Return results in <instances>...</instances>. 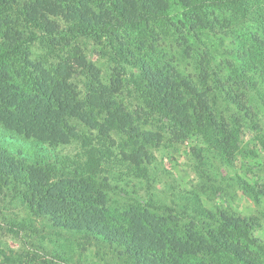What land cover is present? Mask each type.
<instances>
[{"label":"rangeland","instance_id":"rangeland-1","mask_svg":"<svg viewBox=\"0 0 264 264\" xmlns=\"http://www.w3.org/2000/svg\"><path fill=\"white\" fill-rule=\"evenodd\" d=\"M241 1L244 12L213 9L211 15L219 21L215 30L203 32L200 42L185 32L187 47L172 33L162 36L160 29L143 42L136 33L121 31L120 39L131 56L129 65L116 63L109 49L91 38L72 40L71 46L80 47L95 68L94 76L80 72L73 78L84 100L92 83L110 85L115 69L121 70L122 88L115 99L127 125L109 132L112 142L106 144L100 125L72 123L96 141L104 156L98 180L114 216L121 219L138 207L169 218L179 231L217 225L194 212L195 202L200 201L214 219L222 211L231 222L245 220L253 244L237 241L236 248L242 258L264 264V199L256 203L250 193V187L264 192V0ZM47 51L48 40L40 34L28 50L32 65L25 70L36 74L34 67L40 64L50 69L57 60L47 61ZM22 68L19 63L17 69ZM143 68L154 80H187L206 96L215 113L238 133L241 154L233 165L207 150L200 137L177 139L171 122L147 110L132 83ZM130 133L149 140L146 155L137 154L139 167L124 157L122 143ZM84 149L77 140L50 147L0 127V264H159L154 253L143 249L151 245L138 236L107 238L61 225L24 200L28 188L23 177L5 172L8 158L25 170L41 167L56 182L78 174Z\"/></svg>","mask_w":264,"mask_h":264},{"label":"trees","instance_id":"trees-1","mask_svg":"<svg viewBox=\"0 0 264 264\" xmlns=\"http://www.w3.org/2000/svg\"><path fill=\"white\" fill-rule=\"evenodd\" d=\"M213 9L246 11L241 0H0V127L50 147L77 140L85 148L78 174L56 182L41 167L25 170L7 158L5 172L23 177L28 188L24 200L31 207L37 206L56 222L78 231L88 230L107 238L116 235L133 240L138 236L151 245L143 249L154 253L159 264H262L242 258L236 248L237 241L253 244L245 220L231 222L222 211L214 214V219L200 201L195 202L194 212L208 216L217 225L179 231L169 218L138 207L121 219L114 216L98 180L104 156L96 141L79 133L72 123L76 120L88 128L100 125L106 144L112 142L109 132L127 125L115 99L122 88L121 70L115 69L110 85L92 83L84 100L73 78L80 72L94 76L95 68L80 47L71 46L72 40L91 38L98 46H106L116 63L129 65L131 56L120 39L121 31L134 32L143 42L160 29L162 36L172 33L184 45L188 44V32L200 42L203 32L215 30L219 21L211 15ZM39 33L48 40L46 60L57 62L50 69L43 64L35 66V74L25 68L32 65L28 50L40 39ZM19 63L22 70L17 69ZM132 83L147 110L172 123L177 139L200 137L207 150L233 165L241 154L238 133L215 113L195 86L184 79L154 80L144 68L133 76ZM148 141L130 133L122 143L124 157L133 166L141 165L137 154L146 155ZM262 143L264 148V138ZM250 193L256 203L264 199L263 191L255 192L250 187Z\"/></svg>","mask_w":264,"mask_h":264}]
</instances>
